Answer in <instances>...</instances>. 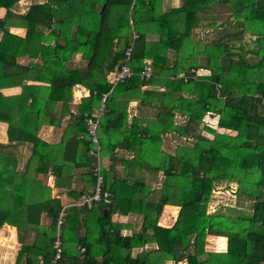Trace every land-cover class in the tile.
Returning a JSON list of instances; mask_svg holds the SVG:
<instances>
[{"label":"trees","instance_id":"trees-1","mask_svg":"<svg viewBox=\"0 0 264 264\" xmlns=\"http://www.w3.org/2000/svg\"><path fill=\"white\" fill-rule=\"evenodd\" d=\"M18 1L0 0L5 9L0 90L21 88L11 97L0 92V122L7 124L9 141L32 144L23 173L15 171L13 156L0 153V228L8 224L17 230L21 247L15 264H50L61 205L48 197L26 210L27 204L19 209V201L37 173L50 170L55 186L62 188L64 174L87 167L90 158L95 165L87 176L94 184L97 158L89 152L86 120H96L102 106L97 139L101 159L105 153L112 164L100 173L112 202L68 210L56 264H264V0H181L167 11L161 0H46L16 14L11 8ZM213 5L229 6L241 29L233 41V34H226L227 42L217 34L208 41L192 37L198 13L207 14ZM11 27L24 28V37L11 34ZM245 32L255 38L251 49L237 42ZM128 48L126 64L133 76L114 84ZM169 53L175 55L172 62ZM75 54L84 62L80 67L73 63ZM250 55L257 59L253 64L246 59ZM24 57L35 62L19 63ZM146 70L150 77L144 80ZM32 76L45 86L25 84ZM75 85L89 95L81 99L60 142L49 145L38 131L43 124L61 125ZM148 86L162 91H141ZM136 99L153 109L129 120V103ZM176 115L186 119L184 126L174 123ZM208 115L217 117L222 132L206 125ZM203 122L207 136L197 133ZM165 135L195 141L170 154L161 150ZM118 148L131 153L121 159L120 172ZM136 170L147 176L137 177ZM157 179L158 188L148 183ZM225 182L236 184L232 192L252 203L249 216L209 211L216 184ZM164 206L178 208L167 227L158 223ZM42 213L50 219L48 226L40 225ZM115 213L141 215L140 230L123 235L124 225L112 221ZM21 232L34 233L31 244L22 243ZM213 239L217 248L210 251L206 246H213ZM149 244L156 247L132 256Z\"/></svg>","mask_w":264,"mask_h":264},{"label":"crops","instance_id":"crops-1","mask_svg":"<svg viewBox=\"0 0 264 264\" xmlns=\"http://www.w3.org/2000/svg\"><path fill=\"white\" fill-rule=\"evenodd\" d=\"M46 0H20L18 3H16L11 9L14 13L16 14H25L28 10V8L31 5L34 4H42ZM163 1V2H162ZM166 2L169 3V9L170 8H177L181 5V0H161V6L163 11H167L166 8H164ZM165 3V4H164ZM5 15V9L0 8V19H2ZM214 16L211 14L210 16L205 13H198V26L196 29L193 30L192 32V37L195 39L203 37H208L206 35H203L204 28L205 26L209 27L211 24H214L213 22ZM9 32L13 35H16L18 37H24L25 35V29L24 28H18V27H11L9 28ZM201 33V34H200ZM221 33V29L218 28L216 31V34L218 35V38L222 35H219ZM1 36V33H0ZM222 37H226V34L224 33ZM148 38H151L149 36ZM203 40V39H202ZM172 59H174V55L172 53H169V55ZM19 63L21 64H28L31 62H35V60H31L28 57L20 58L18 60ZM73 63L75 66L80 67L84 62L81 61V56L79 54H75L73 57ZM206 73L207 71L202 70L201 73ZM37 80V79H36ZM34 77L32 76L30 80H27L25 84L29 86H45V83H40L36 81ZM154 87L158 86H148V87H142L141 91H147V90H152ZM153 91H162L160 90H153ZM1 94H3L6 97H11V96H16L20 94L21 88L18 86L15 87H8V88H3L0 90ZM89 95L88 90L84 88L81 85H75L72 88V100L69 104V113L65 115L61 119V125L59 127H54L50 125H41L39 131H38V138L42 140L43 142L49 144V145H55L58 144L62 138L63 131L67 123L71 120L70 117L73 114H76L77 106L80 103L82 98H85ZM154 97L153 99L159 100V96H152ZM141 98H146L145 93L141 96ZM149 99V98H148ZM139 100H133L132 102L129 103V110H128V118L131 120V118L139 115H146L147 113L143 112V110L147 111V109H150L151 107L145 105V106H139ZM60 109V104L57 106V113L59 112ZM153 108L149 112L152 111ZM175 118H178V120L182 121V126L186 124V119L184 117H181L179 115H176ZM175 123V120H174ZM201 128V125L199 129ZM199 131V130H198ZM197 131V132H198ZM166 137L168 136V139L165 138L163 141V144L161 146V150L172 154L171 148L174 147L175 145L173 144L171 137H176V135H165ZM183 139H193L192 137L185 138L182 137ZM181 139V137L179 138ZM31 143H26V142H15V141H9L7 137V124L0 122V153H5L9 156H13L16 160V172L18 173H23L26 171V166L28 163V160L31 156ZM114 154L117 156V167L116 171L120 172L122 170V167L120 166L121 164V159H129L131 157V153L123 150V149H116L114 151ZM96 163V162H95ZM101 164L103 167L107 170L112 162L108 159V157L105 155V153L102 154V159H101ZM94 160L90 158L87 167L83 168H76L73 169V171L69 175L64 174V180H61V183H63L65 186L62 188H58L55 186V177L51 175L50 170L47 172H41L37 173L34 181L32 182L31 189L26 190V195L24 196L23 200L20 199L19 201V209H23L24 205L27 204L26 210L31 208V204L34 201H41L44 200L48 197L51 199H57L61 205V209L65 205H69L72 202L76 201L81 194L88 193L92 190L93 184L89 181V177L87 174L90 173L92 170V167L94 166ZM145 176H147L146 171H144ZM142 171H137L136 170V176H143ZM160 179V177H159ZM159 179H157L159 181ZM64 181V182H62ZM149 181L148 183L150 184ZM22 201V203H21ZM10 203V200H9ZM8 203V204H9ZM165 208H175L176 211L178 212L177 207L173 206H164ZM60 209V210H61ZM162 216V215H161ZM176 216V215H175ZM175 216H170L169 218H165V220H160L158 221L159 225L161 226H170L175 218ZM112 221L117 222L120 224H123L124 227L122 229V234L123 235H130L132 233H136L140 230L141 222H142V216L137 215V214H128V215H122L119 213H115L112 215ZM50 223V219L46 216L45 213H42L40 216V225L41 226H48ZM22 243H32L34 239V233H27V232H21L20 233ZM215 240V239H213ZM217 240H215V243L217 244ZM21 245L18 241V234L17 230L15 227L10 226L8 224H3L2 227L0 228V264H15V259L17 256V253L20 249ZM156 246L154 244H149L146 245L143 248L139 249H134L132 251V256H135L137 253L140 251L144 250H150L152 248H155ZM220 247V245L218 246ZM207 248H210L209 250L214 251L216 250V246H207Z\"/></svg>","mask_w":264,"mask_h":264},{"label":"rangeland","instance_id":"rangeland-1","mask_svg":"<svg viewBox=\"0 0 264 264\" xmlns=\"http://www.w3.org/2000/svg\"><path fill=\"white\" fill-rule=\"evenodd\" d=\"M163 2V1H162ZM165 4V3H164ZM164 8L169 9V3L166 2ZM207 14L211 13L214 16V20L213 22H215L214 24H211L209 27L205 26L204 28H202L204 30L203 35H206L208 37H203L201 36V39H203V41H208L211 40L212 38H214V35H216V31L218 30V28L221 29V32L219 35H223L225 34H233V37L231 35L230 41H233L234 38V33L239 32L241 29L237 28L236 25L237 23H235V21L232 18V15L229 12V6L228 5H224V6H209L208 8H206ZM230 32V33H229ZM201 34V33H200ZM228 37L224 38V42H227ZM235 39V38H234ZM254 40L255 38L250 35L249 33H242L241 34V39L238 40L237 42L240 43L241 45H243V47H247L245 49H248L249 47L254 46ZM236 48V47H235ZM251 49V48H249ZM169 60L172 62V58L168 57ZM175 59V55L173 57ZM247 61L251 64H253L254 62L257 61V59L255 57H252V55H250L248 58H246ZM152 90H160V87H154V89ZM152 99L154 97H151ZM156 102V101H155ZM209 117L204 121L206 123V125L210 124L214 127L215 130H217L218 132H222V130H219L218 128H216V120L217 117L215 116H211L208 115ZM175 122H180L182 123L181 120H178V118L174 117ZM201 124V128L199 129V131L197 132L198 134H201L203 136H207L206 132L203 130L204 128V124ZM209 138L211 137L210 135L208 136ZM168 139V137H167ZM173 144L175 145L174 147L171 148L172 154H174V151L176 149V147L178 145L180 146H188L191 147L195 141V139H183L181 137V139L176 138V137H171ZM169 140V139H168ZM154 182V181H153ZM150 182V184H152V186H154L155 188H158L161 184L160 181H156L155 183ZM236 189V184L233 183H218L216 184L215 188H214V192L212 193L211 197H210V202H209V211H220L222 213H224L225 215H234L235 212L231 211V210H237L239 212H241L240 214H242L243 216L247 217L250 215L251 213V208H252V203L249 202L246 198L237 195L236 193L234 194V192ZM177 214L176 209L173 211L171 210V208H165L163 207L162 212H161V219L159 217L160 220H165V218H169L170 216H175ZM216 240V239H215ZM215 240H214V244L215 245ZM213 242V241H211ZM210 246V245H208ZM207 247V246H206ZM212 247V246H210ZM221 247V246H220ZM208 250L210 248H207ZM221 250V249H220ZM223 250V249H222Z\"/></svg>","mask_w":264,"mask_h":264},{"label":"built area","instance_id":"built-area-1","mask_svg":"<svg viewBox=\"0 0 264 264\" xmlns=\"http://www.w3.org/2000/svg\"><path fill=\"white\" fill-rule=\"evenodd\" d=\"M131 48H128L125 55H126V60L125 63L122 65L121 69L117 72L115 79H114V84L118 82H124L125 80L131 78L133 76L132 70L127 66V61L129 58ZM150 77L149 71H144L141 74V78L144 80H147ZM104 102V97L101 100ZM104 109L103 106L101 108L100 115L103 114ZM99 115V116H100ZM96 120L92 119H87L86 123L88 126V133L91 136V150L89 151L91 155H95L97 158V166L93 170V176L95 177V181L92 187V190L88 193L81 194L80 197L72 202L69 205L63 206V208L60 210L59 215L56 220V235L55 239L53 241V250H54V255L50 261V264H56L57 260L60 259L61 254H62V243L60 239V227L64 225L65 218L68 214V210L70 208H86V209H92L94 206L98 204H102L105 207H109L111 205V195L109 194L108 191L104 190L103 186V178L101 176V167L103 166L101 164V152H100V146L98 144V139H97V124H98V118ZM39 262L42 263V259L39 258Z\"/></svg>","mask_w":264,"mask_h":264}]
</instances>
